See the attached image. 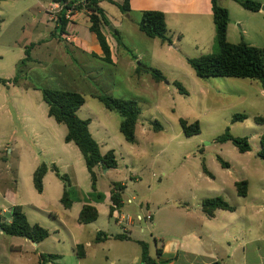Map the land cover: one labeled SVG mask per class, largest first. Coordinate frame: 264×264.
Returning <instances> with one entry per match:
<instances>
[{"label":"crops","instance_id":"obj_1","mask_svg":"<svg viewBox=\"0 0 264 264\" xmlns=\"http://www.w3.org/2000/svg\"><path fill=\"white\" fill-rule=\"evenodd\" d=\"M67 1L71 6L80 7L69 16L61 35L59 25L47 21L46 12L54 3L53 0H0V80L5 81L0 83V217L8 221L11 209L19 206L30 225L37 224L47 229L48 238L33 247L38 250L37 256L52 254L61 257L48 264H144L140 243L146 245L152 264H264V205L254 197L242 208L228 203L234 208L233 211L218 209L211 217L207 216L201 210V202L214 198L207 194L218 193L209 187L214 186L213 176L209 172V175L204 173L203 169L200 179L204 180L205 186L188 189L189 198L159 197L158 201L150 198L136 203L135 197L129 196L126 183L121 182L124 186L122 206L111 214V187L108 192H99L95 187V194H92L90 184L91 193L85 196L80 191L81 197L73 202L71 208L64 209L60 202L63 185L55 184L50 176L54 173L48 170L42 180V192L35 191L32 177L41 163L34 158V147L40 150V154L46 152L52 156L50 160L44 161L48 166L71 164L73 168L69 178L71 185L77 189L79 181L74 167H78L80 173L87 172L85 164L81 167L83 158L78 148L64 141L66 127L48 116V107L42 100L40 88L75 92L84 97L85 102L76 115L81 120L89 121V133L99 145L101 155H105L112 150L107 147L111 132L106 123L91 117L85 96L100 103L95 96L108 94L98 93L89 84L92 74L89 70L93 69L85 62L93 60L117 67L120 64L119 50L122 49L133 59L126 60L124 66L138 73L145 70L144 66L154 68L155 56H170L169 51L176 55V61L187 64V59L196 57L179 53L177 49L186 45L198 51L204 46L209 48L214 39L211 0H130L129 10L120 12V21L109 17L104 10V3L118 8L122 1H102L99 7L110 23L108 29L102 30L110 51V61L106 62L96 36L89 30L88 13L83 9L85 0ZM216 1L228 11L226 38L229 43L244 41L255 46L247 40L249 31L264 38V10L250 12L233 0ZM252 1L264 7V0ZM146 11L164 14L172 45L150 39L139 31L138 23ZM131 13L135 14L136 19L140 18L134 21L136 30L149 39L142 40L148 45L145 51L135 49L136 56L122 43L119 33L123 21ZM235 28L238 29L237 33ZM113 30L118 32L121 46L117 42L114 44L111 35ZM148 53L150 63L146 65L142 62ZM134 62H137L136 68L133 67ZM52 67L57 76L55 86H36L26 78L28 74L34 73V69H42L46 74L50 73L48 69ZM79 67L85 71L83 74L78 71ZM15 77L17 81L13 83ZM100 105L102 108H97L99 113H103L102 109L108 111ZM81 113L83 117H80ZM103 116L108 118L107 115ZM137 126L138 122L135 138ZM61 127H65V131ZM142 133L146 135L147 130L142 129ZM136 143L137 139L130 145ZM3 152L6 157L2 155ZM114 170L104 172L97 169L96 175ZM240 182L246 183V195L240 196L246 199L248 183ZM47 191L53 192V196L47 195ZM85 205L94 207L98 216L92 223L80 224L78 216ZM134 205L136 208L131 210L130 207ZM122 216H127L128 221L122 222ZM98 234L100 241H96ZM48 240L51 249L41 251ZM13 241L6 240L0 231V263L8 264L4 259L8 252L21 251V245ZM78 246L82 247L79 250L82 257L78 256Z\"/></svg>","mask_w":264,"mask_h":264},{"label":"rangeland","instance_id":"obj_2","mask_svg":"<svg viewBox=\"0 0 264 264\" xmlns=\"http://www.w3.org/2000/svg\"><path fill=\"white\" fill-rule=\"evenodd\" d=\"M118 9L115 5L104 3V10L109 17L120 21L121 13ZM135 17V14L131 13V16L123 21V27L119 30L122 43L134 56H136L135 49L145 51L148 48L142 40L149 41L136 30L134 21H139L140 18ZM235 32H238L237 28ZM247 40L253 43L254 47L264 49V38H261L258 33L249 31ZM114 44L116 45L115 39ZM213 50L212 41L209 48L204 46L197 51L184 45L176 51L189 57H197L201 54H211ZM169 53L170 56L158 54V57L155 56L156 58L153 59L154 68L165 77V81L161 83L154 82L145 70L134 73L132 69L124 66L126 60L133 61V59L122 49L119 50L120 64L117 67L93 60L85 62L93 69V71L89 70L92 73L89 84L93 85L95 91L119 99L133 100L141 113L136 129L137 143L130 145L118 132L120 117L105 109H102V114L99 113L97 108H102L100 103L84 95L87 106L91 110V117L106 123L111 132L107 147L114 151L117 160V168L114 171L97 175V190L108 192L113 183L123 182L129 188V196L135 197L136 203L150 198L158 201L159 197L189 198L190 190L188 189L194 186H205L204 180L200 179L204 163L214 178V186L209 187L218 193L207 194L209 197H221L230 205L240 208L256 197L264 205V160L257 157L260 140L264 137V123L255 121L257 118H264V87L258 81L248 79H200L185 62L176 61V55L172 51ZM149 57V53L146 54L142 63L149 64ZM133 67H137V62L133 63ZM38 70L40 69H34V73L28 74L27 80L36 86L57 84L53 67L48 69L51 74L43 73L42 69ZM78 71L81 74L85 72L81 67ZM173 82H179L186 90L187 96L180 95L172 85ZM103 115H107L108 118H104ZM235 115H244L245 120L232 122ZM80 117H83L82 113ZM180 119L189 123L197 121L200 133L185 137L179 126ZM155 121L162 127L159 132H155L152 128ZM61 128L65 131V127ZM142 129L147 130L146 135L142 133ZM226 130L233 137L246 138L250 151L241 154L230 142L217 143L216 139ZM2 155L7 156L4 152ZM35 157L40 163L52 158L46 152L40 154V150L34 147ZM218 158L228 165L227 169L221 166ZM80 162L83 168V160ZM70 165L56 166L69 178L73 168ZM74 168L80 189L71 185V198L75 201L81 197L80 191L85 196L91 193V182L87 172L80 173L78 167ZM50 176L55 184L63 185L55 175L50 174ZM240 181L248 183L249 192L246 199L238 196L234 187V183ZM48 193L53 196V192L47 191V195ZM34 194H36L35 191ZM130 208L134 210L136 207L134 205ZM30 221H33L31 217ZM4 238L14 240L13 242L19 243L22 247L20 252H8V256H4L8 264H37L38 250L33 247L34 243L6 235ZM49 242L50 240L44 243L41 251L51 249Z\"/></svg>","mask_w":264,"mask_h":264},{"label":"trees","instance_id":"obj_3","mask_svg":"<svg viewBox=\"0 0 264 264\" xmlns=\"http://www.w3.org/2000/svg\"><path fill=\"white\" fill-rule=\"evenodd\" d=\"M102 1L111 0H85L83 9L88 13L90 22L89 30L92 32L102 49L104 54L103 60L110 61V51L106 38L102 32L104 28H109L110 23L105 17L103 10L99 7ZM121 5L118 6L121 13L129 10L130 0H121ZM238 3L243 9L250 12H258L261 9V4L252 0H233ZM54 3L64 4L65 9L71 7V3L67 0H53ZM212 5V21L214 25V50L211 54L201 55L196 58L187 59L188 66L193 70L196 77L200 79L209 78H236L248 79L258 81L264 87V49L248 45L244 41L236 44H231L227 41L226 33L229 24L228 11L218 5L216 0H211ZM80 6L74 7L77 10ZM67 24V19L64 15H60L58 25L61 35ZM139 31L150 39H157L162 44L172 45L171 37L168 35L166 28L165 17L161 12L146 11L141 15L138 23ZM111 35L116 40L117 44L121 46L120 37L116 30L111 32ZM23 63V62H22ZM155 82L165 81L164 76L160 71L154 68H145ZM17 77L12 82L15 83ZM0 83L5 81L0 80ZM172 85L176 88L180 95L187 96L186 90L179 82H173ZM42 100L48 107V116L53 118L57 124L64 125L67 129L64 138L65 143H73L79 150L88 172L92 194H95V187L97 181L96 170H112L117 168V160L114 151H108L105 155H101L100 147L92 138L88 130L89 121L81 120L76 115L78 109L84 104V97L75 92L52 90L47 88L39 89ZM95 98L108 110L119 115L121 122L119 124V132L128 144H134L135 127L137 125L140 109L137 103L133 100H124L114 98L109 95H97ZM245 120L244 115H235L232 122H242ZM258 123H264V118L255 119ZM180 129L185 137H192L200 133L199 123L197 121L189 123L184 119L179 120ZM152 128L155 132H159L162 127L158 122H153ZM217 143L230 142L239 153L243 154L250 151L246 138L233 137L229 131L216 139ZM257 157L264 160V137L260 140V149L257 152ZM221 166L227 168V164L218 158ZM202 169L204 173L208 174L203 163ZM50 170L63 184V194L60 202L64 209L71 208L74 200L71 198V183L67 175L62 174L55 165L48 166L46 163H41L33 173V186L37 193L42 192V180L46 173ZM235 188L239 196L246 195V183H235ZM124 191V186L120 183H113L110 192L111 206L110 214L122 206L121 194ZM100 198V195H98ZM233 211L226 201L221 197H214L204 199L201 202V210L204 214L211 217L215 210ZM98 213L92 206L85 205L81 209L78 216V223L89 224L97 219ZM1 232L10 237L23 238L31 243L37 244L48 238L49 233L41 226L34 224L30 225L19 206H14L9 214V220L0 217ZM119 238V237H117ZM96 241H100L99 234ZM141 258L144 264H152L147 254V247L140 243ZM81 246L77 247L78 256L82 257L79 250ZM61 259L58 255H44L38 256L37 264H48ZM218 264V263H215Z\"/></svg>","mask_w":264,"mask_h":264},{"label":"built area","instance_id":"obj_4","mask_svg":"<svg viewBox=\"0 0 264 264\" xmlns=\"http://www.w3.org/2000/svg\"><path fill=\"white\" fill-rule=\"evenodd\" d=\"M74 7L76 6H71L69 9H65L64 4L53 3L46 12L47 21L51 24L57 25L60 15L63 14L65 19H68L75 11ZM65 40L69 41L67 38H65ZM120 219L122 222H127L129 218L127 216H122Z\"/></svg>","mask_w":264,"mask_h":264},{"label":"water","instance_id":"obj_5","mask_svg":"<svg viewBox=\"0 0 264 264\" xmlns=\"http://www.w3.org/2000/svg\"><path fill=\"white\" fill-rule=\"evenodd\" d=\"M261 9L264 10V7H262ZM110 30H111V29H110ZM106 171H107V169L104 170V172H106ZM0 231H1V230H0Z\"/></svg>","mask_w":264,"mask_h":264}]
</instances>
